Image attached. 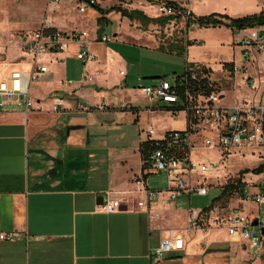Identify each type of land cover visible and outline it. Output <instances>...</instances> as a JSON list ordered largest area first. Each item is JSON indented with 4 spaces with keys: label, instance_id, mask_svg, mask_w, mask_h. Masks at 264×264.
I'll list each match as a JSON object with an SVG mask.
<instances>
[{
    "label": "crops",
    "instance_id": "crops-1",
    "mask_svg": "<svg viewBox=\"0 0 264 264\" xmlns=\"http://www.w3.org/2000/svg\"><path fill=\"white\" fill-rule=\"evenodd\" d=\"M108 1L111 6L119 4L129 10L137 9L159 20L145 22L116 10L100 11L93 6H87L81 14L75 13L76 9L79 11L78 0H60L59 12L50 11L46 22L42 23L44 18L40 14L33 22L26 23V32L14 36L8 30L9 39L0 33L1 80L12 71L31 67L29 55L19 49L18 43L41 23L62 31L81 28L93 38L104 34L101 29L106 25L114 32L110 45L99 40L89 43L88 47L97 57L83 60L81 65L74 56L73 44L67 51L41 55L40 61L48 70L30 88L37 97L38 108L29 112L18 108L0 109V232L13 235L11 240H0V264H157L159 261L152 262L150 251L161 239L174 233L182 235L184 248L166 256L175 257L186 247L191 249V238L179 230L187 227L188 208L176 206L161 189L151 203L153 215L146 206L137 204L145 194L137 190L135 179L143 178L149 187L147 175L159 172L145 168L140 149L146 139L143 131H139L137 138L128 140L118 136L119 132L123 135L125 125L120 117L130 111L136 116L133 117L136 123L141 111L138 106H132L133 95L122 86V80L128 75L126 69H120L125 74L119 70L113 76L111 68L113 62L123 61L119 48L122 44H137L142 36L143 46L155 50L169 39L142 35L138 28L141 22L167 32L169 25L174 27L180 19L177 28L179 32L185 30L188 41L185 68L204 64L211 69L215 63L222 68L223 63L234 61L222 59L225 53L219 49L220 58L212 62L207 48L230 44L234 41L232 35L237 39L238 35L260 33L264 39V25L239 32L223 24L192 26L180 11L175 15H153L146 6L130 7L127 0ZM187 6L194 16L217 12L237 17L260 10L257 0H190ZM255 7L258 9L254 10ZM69 62L77 66L76 71V68L70 70ZM85 73L93 80L82 82ZM174 73L179 72L173 71L168 76ZM66 80L72 84L63 83ZM240 81L241 84L230 80L232 88L239 93L247 89L244 81ZM56 95L64 101L58 110H53ZM156 104L148 99L146 107L151 109ZM79 105L84 108L80 109ZM152 109L149 112L157 124V127L152 125L157 135L167 130L165 127L173 126L174 119L162 123L161 113L155 110H165L170 117H177L166 109ZM109 198L124 202L122 208L112 212L102 210L101 205ZM243 204L240 200L237 203L244 210ZM182 212L186 226L175 223ZM197 251L201 252V246Z\"/></svg>",
    "mask_w": 264,
    "mask_h": 264
},
{
    "label": "built area",
    "instance_id": "built-area-1",
    "mask_svg": "<svg viewBox=\"0 0 264 264\" xmlns=\"http://www.w3.org/2000/svg\"><path fill=\"white\" fill-rule=\"evenodd\" d=\"M54 8H60V0H52ZM96 0L81 1L78 5L80 11L87 6H92ZM157 12L161 15H175L177 8L168 0L156 2ZM184 12V13H183ZM181 13L184 20L197 26L195 16L190 9ZM23 36V35H22ZM108 42L110 38L102 34L93 38L88 31L78 28L62 31L48 24L41 25L38 29L21 37L18 47L29 55L31 67L28 70L12 71L9 77L0 80V107L6 105L17 106L24 112L37 109V105L30 97V84L37 81L48 70L47 65L40 61L41 55L49 52H64L75 45L74 56L81 60H95L97 54L88 47L92 41ZM235 44L241 54L247 59L245 63L236 65L230 70H223V78L233 81L236 75L244 81L245 87L252 89L236 98L231 104H225L226 88L213 77L211 67L207 65L186 67L179 73L170 76H158L150 84L139 85V89L152 102V108L168 110L173 116L183 114L184 126L179 129H167L156 134V130L149 125L144 133L149 141L146 170L164 173L167 177L166 190L170 199H175L195 192L205 195L209 186L198 180L197 174H204L212 170L208 163L192 159V150L219 149L222 156L233 147L242 144H256L264 146V71L258 64L259 57L264 56L263 34L238 35ZM3 52L0 45V58ZM254 65V77L251 76L249 65ZM120 74H125L120 70ZM233 76V77H232ZM89 73H85L82 82L92 81ZM63 83L72 84L71 80ZM64 99L54 96L53 110L62 106ZM80 109L84 107L79 105ZM137 190L145 194L144 199H139V206H146L150 215L152 201L157 197L158 191L147 187L143 178L135 179ZM239 190L240 201L254 203L257 208L253 214L243 213L239 205L228 212H222L213 218V224L224 228L229 238L242 245L250 247L264 256V185L256 192L249 193L247 188ZM124 202L116 198L107 199L101 206L102 210L112 212L122 208ZM208 218L206 212L191 209L187 216V228L201 229ZM256 219V223L253 221ZM12 233L0 232V240H11ZM184 238L180 233H174L161 239L159 244L150 251L152 262L160 261L167 253L179 251L184 248Z\"/></svg>",
    "mask_w": 264,
    "mask_h": 264
},
{
    "label": "rangeland",
    "instance_id": "rangeland-1",
    "mask_svg": "<svg viewBox=\"0 0 264 264\" xmlns=\"http://www.w3.org/2000/svg\"><path fill=\"white\" fill-rule=\"evenodd\" d=\"M168 1L175 3L177 10L180 12H183L185 9H190L187 6L190 0ZM140 2L142 4H139ZM156 2L157 0H127L126 3L129 4L130 7L135 5L146 6V8L149 9L147 11L150 14L157 15L158 12L155 8ZM96 3L106 7L112 5L108 0H96ZM60 4L62 5L61 2ZM66 6L69 8V5ZM257 7H259L260 10L264 9V0H257ZM257 9L258 8L256 7L254 8V10ZM59 10L60 8H54L52 0H0V33L5 35V39H9V31L12 35L17 36L19 33L27 31L24 26L26 23L36 20L37 15L41 14L43 16V23L46 22V17L50 11L57 13ZM260 10H258V12ZM74 12L80 14L83 13V11L80 12V10L78 11L77 9ZM179 20L174 27L169 25L167 32H164V29L158 31L159 29L156 27L148 26L147 23L143 22L138 26V28H141L142 35L144 36L149 37L155 35L159 37H169L166 42L161 43L159 49L154 50L149 47H144V42L141 39L142 36H140L139 41H136L137 44L124 43L119 46L123 61L113 62L111 74L117 76L120 69H126L128 75L125 81L122 80V86L126 87V90H129L133 95V101L131 102L132 106H138L141 111L140 116L137 119L138 122L136 121V123L133 122V117L135 115L130 111H126L125 114L120 117V120H122L125 125L123 127V135L119 132L118 136H123L125 140L132 137L137 138L139 131L144 132L150 124L157 127L156 122L153 121L149 112L151 110L154 111V109H148L146 107L148 99L139 89V85L150 84L157 76L168 77V74L173 71L181 72L187 65L185 61L188 57L186 49L188 41L185 36V30L183 29L180 33L177 28L180 25ZM41 24L39 26H41ZM164 26L165 25H163V27ZM101 30L102 33L110 38V40L113 38L114 32L111 26L106 25ZM129 35L132 36V34ZM177 35L178 38L176 39ZM214 36H219V34L214 33ZM232 36L234 37V43L231 42L227 45L224 44L218 48L208 46L210 48H207V51H211L210 53L212 54V57L209 59L210 61L213 62V60L215 61L220 58L217 55L220 49L222 53H225L222 54V59H230V61H234L236 65L246 62L247 59L241 54V52H239V48L235 44L236 35ZM105 43L110 45V41ZM258 59L260 61L258 64L264 71V56L262 55ZM77 62L81 65L83 60L79 59ZM255 64L256 63L254 62L252 64L253 66L249 65V71L254 79L255 76L253 74ZM232 65L231 62H228L223 63L222 68L218 63H215L214 66H212L213 77L218 79L227 90L224 99L225 104H231L236 96L252 92V89L247 88L239 93L232 88V83L229 80L222 77L221 70H230L231 67H233ZM68 66L70 70L71 68H76L75 71L77 70V66L72 62H69ZM188 66L190 65L188 64ZM239 75H236L235 77L236 83L241 82ZM72 80L76 81L77 78H73ZM35 82L36 81H33L30 84V88L34 86ZM30 97L37 105L38 102H36V95L30 92ZM5 108L17 109L18 107L12 105L0 107V109ZM155 111L161 113L162 123L168 122L169 118L174 119L175 122H172L173 126L169 127L170 129H172V127L179 129L184 126L183 114L174 118L170 117L165 110ZM165 128L169 129L168 127ZM140 137H143V133H141ZM191 154L193 160L206 162L212 168L209 172L197 174L196 176L198 180L203 179V182L209 186V192L205 195H199L192 192L189 196L184 195L171 200L173 203L177 204L176 206L182 207V209L188 208L189 211L191 209L200 210L205 207L203 211L207 213L208 218L205 220L204 225L200 230L187 227L185 229L182 228L183 230L179 229L184 235L188 234L191 238V249L186 247L185 251L177 253V256L175 257L174 255L165 256V258L160 260L157 264H264V256H259L257 252L248 246L233 242L223 227L220 228L213 224V218L215 216L224 211L228 212L234 205H237L240 200V194L237 189L233 190L229 196L220 199L221 190L225 184H243L249 193L256 192L262 185H264V170L260 172L256 171V169L264 163V146H258L256 144L233 146L224 156H222V150L206 148L192 150ZM147 178V183L150 188L166 190L168 187L164 173H149ZM243 206V213L245 214H253L257 208L254 203H250L246 200L244 201ZM180 215L181 217H178L175 223L186 226L184 212ZM260 216L264 219V213L260 212ZM200 246L201 252H198L197 250Z\"/></svg>",
    "mask_w": 264,
    "mask_h": 264
},
{
    "label": "trees",
    "instance_id": "trees-1",
    "mask_svg": "<svg viewBox=\"0 0 264 264\" xmlns=\"http://www.w3.org/2000/svg\"><path fill=\"white\" fill-rule=\"evenodd\" d=\"M79 2L84 1V0H78ZM123 1V0H121ZM171 2V1H170ZM173 3V2H172ZM95 3L94 5H96ZM173 5L177 8L175 3ZM106 10H116L119 11L122 15H126L130 18H139L142 19L145 22H150V21H158L159 17L157 18H150L147 17L142 11L137 10V9H127L123 8L119 5H113L111 7H107ZM171 18V16L167 17L166 19ZM195 20L197 21L199 26H207V25H218V24H223L227 27H230L233 30H241L249 27H255V26H262L264 25V9L260 10L259 12L256 13H250V14H245L242 16H237V17H231L226 14H221L217 12H212L206 15H200V16H195ZM188 44V43H187ZM150 144L149 141H142L140 145L142 157L145 163L146 157H147V150L149 148ZM264 170V163H262L257 169V172H260ZM243 186V184H225L222 187L221 190V196L220 199L223 197L229 196L233 190H240V188ZM219 201V199L217 198Z\"/></svg>",
    "mask_w": 264,
    "mask_h": 264
},
{
    "label": "water",
    "instance_id": "water-1",
    "mask_svg": "<svg viewBox=\"0 0 264 264\" xmlns=\"http://www.w3.org/2000/svg\"><path fill=\"white\" fill-rule=\"evenodd\" d=\"M84 1L89 3V0H84ZM92 6L96 7L100 11H105L106 10V8H104V7H102V6L98 5V4H96V5L93 4ZM236 31L239 32V30H236ZM240 191H242V189ZM253 223L254 224L256 223V219L253 221Z\"/></svg>",
    "mask_w": 264,
    "mask_h": 264
}]
</instances>
